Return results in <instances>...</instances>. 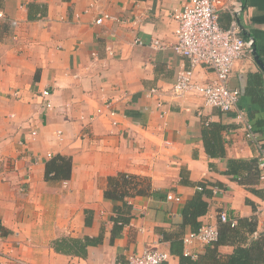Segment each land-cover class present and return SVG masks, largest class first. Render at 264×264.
<instances>
[{
    "label": "crops",
    "instance_id": "1",
    "mask_svg": "<svg viewBox=\"0 0 264 264\" xmlns=\"http://www.w3.org/2000/svg\"><path fill=\"white\" fill-rule=\"evenodd\" d=\"M187 1L0 0V264H127L148 248L169 252L164 264H180L172 242L202 186L211 194L198 221L216 225L221 242L183 251L197 253V264H228L244 247L249 264H264V199L252 191L264 190V180L241 183L225 173L229 159H256V146L236 112L207 106L194 90L172 94L178 72L190 66L172 49L173 13ZM244 4L243 34L264 61V0ZM103 14L119 20L97 23ZM229 22L222 12L221 26ZM230 85L242 91L239 109L263 123L256 99L264 97V71L254 57L236 62ZM210 123L225 126L224 157L206 151ZM58 155L71 161L69 178L47 177ZM120 173L145 193L106 196ZM124 203L131 219L114 230ZM223 211L229 222L219 219ZM190 231L186 225L182 236ZM86 237L97 242L74 252L73 240Z\"/></svg>",
    "mask_w": 264,
    "mask_h": 264
},
{
    "label": "built area",
    "instance_id": "2",
    "mask_svg": "<svg viewBox=\"0 0 264 264\" xmlns=\"http://www.w3.org/2000/svg\"><path fill=\"white\" fill-rule=\"evenodd\" d=\"M244 8V0H188L181 9L175 10L173 18L177 22L174 30L176 41L172 49L176 54L186 57L190 66L178 72L172 94L179 95L194 90L202 96L207 106L218 108L222 112H236L235 117L241 123L245 138L258 150L257 164L261 170L260 178L264 180V142L259 139L246 113L238 107L241 89L230 85L236 62L248 56H255V39L243 34L244 27L240 23ZM222 12L230 17L229 25L225 28L220 23ZM0 15L2 16V13ZM106 19L119 20L116 16L103 14L96 22L102 23ZM137 41L141 43L140 40ZM155 45L159 46L157 43ZM198 69L211 74V77L199 80ZM151 94L158 95L159 91L152 89ZM47 95L48 91H45L44 96ZM43 107L51 108L50 100H47ZM32 134H36V131ZM168 198L174 199V196L169 194ZM219 219L222 222L230 221L224 211L219 213ZM231 225H234V221ZM218 237V227L204 223L197 231L186 233L183 236V244L186 246L196 242L209 244L217 241ZM2 238L0 233V240ZM184 254L193 259L197 257V253L187 248ZM169 258L170 253L167 251L148 248L142 253L131 254L127 264H164ZM20 263L27 264L21 261Z\"/></svg>",
    "mask_w": 264,
    "mask_h": 264
},
{
    "label": "trees",
    "instance_id": "3",
    "mask_svg": "<svg viewBox=\"0 0 264 264\" xmlns=\"http://www.w3.org/2000/svg\"><path fill=\"white\" fill-rule=\"evenodd\" d=\"M261 106H264V97L256 99ZM254 126L255 131L259 135L262 133L263 123H256L253 119H250ZM225 129V126L220 123H210L203 130V138L206 151L212 157L214 156H225L224 144L222 143L221 131ZM71 161L65 156L58 155L51 159L47 164V177L66 179L70 176ZM226 174L232 175L237 181L244 183L243 178L254 175L256 179L260 178L261 170L258 168L257 158L251 160L243 159H229L228 169ZM108 188L106 189V196L124 199L126 194H129V189L134 188L135 193L144 194L143 188L137 187L136 179L134 176L129 174L120 173L116 177H110L108 180ZM133 185V186H132ZM218 187H220L218 185ZM252 191L264 199V190L252 188ZM210 195L211 192L205 186H202V191L197 192L191 199H189L184 207L183 216L184 222L182 228L178 233V238L172 242V253L180 256V264H197V261L193 260L190 256H186L183 251V229L186 225H190L192 231H197L201 227V223L198 221V217L205 214L208 210V202L203 199V195ZM126 203L122 207L117 206V215L114 216V230L122 229L131 219L130 209L126 208ZM97 241L86 237L84 240L74 239L71 248L74 252L80 254H86L87 246L94 245ZM221 240L218 238L214 244L220 243ZM56 248L60 249L61 246L56 244ZM249 249L244 247L236 248L234 254L230 257L228 264H249Z\"/></svg>",
    "mask_w": 264,
    "mask_h": 264
},
{
    "label": "water",
    "instance_id": "4",
    "mask_svg": "<svg viewBox=\"0 0 264 264\" xmlns=\"http://www.w3.org/2000/svg\"><path fill=\"white\" fill-rule=\"evenodd\" d=\"M255 61L257 62V64L260 66V68L264 71V61L262 60V58L260 57L259 53L257 52V48L255 47Z\"/></svg>",
    "mask_w": 264,
    "mask_h": 264
}]
</instances>
